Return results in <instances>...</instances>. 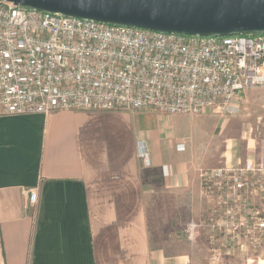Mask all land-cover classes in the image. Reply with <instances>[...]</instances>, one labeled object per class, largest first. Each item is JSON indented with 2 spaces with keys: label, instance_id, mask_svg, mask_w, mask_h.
<instances>
[{
  "label": "crops",
  "instance_id": "obj_1",
  "mask_svg": "<svg viewBox=\"0 0 264 264\" xmlns=\"http://www.w3.org/2000/svg\"><path fill=\"white\" fill-rule=\"evenodd\" d=\"M234 105L197 117L0 116V264H223L235 244L218 234L212 247L205 226L214 200L201 173L264 167V91L246 90ZM190 223L199 227L189 237Z\"/></svg>",
  "mask_w": 264,
  "mask_h": 264
},
{
  "label": "built area",
  "instance_id": "obj_2",
  "mask_svg": "<svg viewBox=\"0 0 264 264\" xmlns=\"http://www.w3.org/2000/svg\"><path fill=\"white\" fill-rule=\"evenodd\" d=\"M264 88V34H164L68 18L0 2V116L57 111L234 113L239 95ZM137 155L149 166L143 145ZM214 200L205 226L264 254V167L246 161L201 173ZM38 192H27L36 204ZM199 225L190 223V237Z\"/></svg>",
  "mask_w": 264,
  "mask_h": 264
},
{
  "label": "water",
  "instance_id": "obj_3",
  "mask_svg": "<svg viewBox=\"0 0 264 264\" xmlns=\"http://www.w3.org/2000/svg\"><path fill=\"white\" fill-rule=\"evenodd\" d=\"M68 18L164 34H264V0H0Z\"/></svg>",
  "mask_w": 264,
  "mask_h": 264
},
{
  "label": "rangeland",
  "instance_id": "obj_4",
  "mask_svg": "<svg viewBox=\"0 0 264 264\" xmlns=\"http://www.w3.org/2000/svg\"><path fill=\"white\" fill-rule=\"evenodd\" d=\"M255 90L264 91V88H253ZM249 90V89H248ZM260 209H264L262 206ZM235 244L231 250V255L224 257L223 264H264V254L254 253L249 244L244 240L231 241ZM216 240L212 242V247L215 248Z\"/></svg>",
  "mask_w": 264,
  "mask_h": 264
}]
</instances>
